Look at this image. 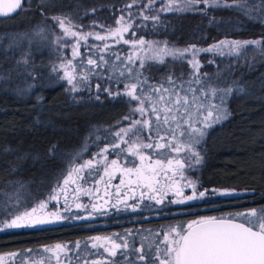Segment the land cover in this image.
Instances as JSON below:
<instances>
[{
  "label": "snow or ice",
  "instance_id": "1",
  "mask_svg": "<svg viewBox=\"0 0 264 264\" xmlns=\"http://www.w3.org/2000/svg\"><path fill=\"white\" fill-rule=\"evenodd\" d=\"M134 7L137 13L131 11ZM209 9L231 10L238 14V20L243 17L258 23L261 35L249 39L225 37L207 47L189 44L184 48L142 36L126 38L129 33L137 36L135 29L141 27L136 24L137 20L152 22L155 30L163 24L161 13H199L208 18L210 25H219L221 21L212 16ZM27 11L39 13V25L18 31L8 39L0 37L3 40L0 43V92H10L21 100L32 99L34 95L30 128L54 129L56 124L44 96L34 94L33 90L41 87L45 80L40 70L44 66L37 64L32 53L22 47L25 41L29 47L34 41L37 44L48 41L55 46L60 63L52 64L50 72L57 74V80L66 82L64 92L71 94L73 103L78 104L83 99L79 93L92 92L94 88L96 95L89 99L101 100V92L113 100L123 98L129 112L122 117L127 124L118 121L121 125L118 128L105 129L113 139L90 159H82L83 152L88 150L87 140L84 148L69 156H65L57 144L50 145L43 155L11 146L0 148V155L11 157L0 161L9 175L21 171L29 160L40 163L42 171L49 160L67 162V167L55 175V185L45 198L28 195V186L20 180L8 181L5 187H0V232L92 221L100 215H111L108 205L113 194L107 191L109 187L115 188L116 199L111 208L116 213L149 211L160 216L177 211L191 212L202 206L199 202L215 203V197L255 199L253 188H245L243 192L235 188H207L200 184L198 177L189 174L204 162L203 144L209 131L230 118L229 101L233 97H251L257 90L264 91V75L258 84H249L234 74L240 60L249 68L257 57L264 63V0H128L117 9L120 15L114 17V25L92 19L89 30H84L80 21L84 16L94 15L98 7H87L82 0H35L34 4L31 0H0V18L14 19ZM233 27L238 28L239 24ZM89 39L101 43L90 45ZM110 40L114 43L110 44ZM82 44L87 52L81 51ZM118 44L129 45L131 51L127 55L112 51ZM68 48L71 58L65 59L63 50ZM9 50H14L13 55H9ZM205 53L232 59L225 68L217 67L213 73L203 72L204 63L199 57ZM250 53L251 59L248 58ZM166 58L179 63L181 71L177 74L173 64L159 81L153 82L145 73L151 64L166 65ZM207 64L216 65L217 61L208 59ZM92 77L97 78L94 84ZM100 80L114 82L117 87L113 89L111 84L105 87ZM96 139L101 137L96 136ZM112 154L116 158L109 159ZM93 176L97 177L96 185L104 177L108 178L103 203L97 202L101 199L99 196L91 204L79 202L81 194L91 199L94 192H99L98 188L86 186ZM117 178L119 184L112 185L111 181ZM123 188L128 191H122ZM136 190H139L138 199ZM70 192L72 202L68 199ZM260 199V205L242 211L220 215L197 212L190 220L147 229V234L140 229H127L123 234L114 232L89 236L84 241L43 245L36 251L39 261L34 260L31 248L7 255L21 257L20 264L28 261L50 264L52 257L56 264H80L81 251L90 247L94 251L88 255L96 258L89 260L85 256L84 264H264V194ZM130 200L136 202L129 203ZM52 201H56L55 208L49 207ZM73 203L76 212L87 214L74 213ZM72 253H75L74 258Z\"/></svg>",
  "mask_w": 264,
  "mask_h": 264
},
{
  "label": "trees",
  "instance_id": "2",
  "mask_svg": "<svg viewBox=\"0 0 264 264\" xmlns=\"http://www.w3.org/2000/svg\"><path fill=\"white\" fill-rule=\"evenodd\" d=\"M31 2L34 4L35 0ZM126 2L128 0H82L87 7L97 6L98 11L92 16H84L80 23L84 25V30L88 29L92 19L105 25H114V17L120 15L117 9L122 8ZM131 11L137 13L138 9L134 7ZM209 12L221 21L219 25H210L208 18L199 13H161L163 24L158 25L155 30L152 22L137 20L136 24H140L141 27L135 29L137 36L134 38L142 36L146 40L167 41L170 46L184 48L189 44L207 47L225 37L249 39L261 35L262 28L258 23L246 21L243 17L238 20V14L231 10L209 9ZM40 20L39 13L31 11L21 12L14 19L0 18V37L8 39L18 31L31 30L33 26L40 24ZM235 24H239V27H233ZM96 30L99 31V29ZM0 43H3V40H0ZM22 47L32 53L37 64L44 66L40 69L45 75L43 85L33 91L34 94L44 96L45 103L52 109L56 127L47 130L30 128L33 115L31 105L35 102L34 95L32 99L21 100L10 92H0V148L11 146L22 151L43 155L50 145L57 144L59 150L65 156H69L84 148L87 140L88 150L83 152L82 159H90L113 139L105 129L118 128L121 126L117 123L118 121L123 124L127 123L122 121V117L129 112L127 104L123 98L113 100L103 92L100 93L101 100L89 99L90 96L96 95L94 88L92 92L79 93L78 96L83 99L78 104L73 103L70 99L71 94L64 92L66 84L57 80L56 76L49 71L51 49L42 48V44L35 43L29 47L26 41ZM81 51L87 52V49L82 45ZM112 51L127 55L130 49L125 44H118L113 47ZM13 53L14 50H9L10 56ZM109 58L114 59V57ZM248 58L251 59V53ZM214 59L217 61L216 65L207 64L206 59L201 60L204 63L201 71L213 73L217 67L225 68L232 58L215 57ZM173 64L176 65L174 71L179 74L181 65L172 60H167L166 65L151 64L145 74L149 75L153 82L159 81L167 68H171ZM183 67L187 68L186 65ZM234 74L242 77L243 81L249 84H258L260 77L264 75V63L260 62L257 57L253 67L249 68L244 65V60H240V67L235 69ZM92 80L93 84L97 82L96 77H92ZM99 82L105 87L110 84L113 89L117 87L114 82L107 80ZM21 86L24 85L21 83ZM119 87L122 88V85ZM228 106L231 112L230 118L209 131L203 144L204 162L189 175L198 177L200 184L207 188H235L241 192L245 188H253L256 190L255 199L215 197V203L204 205L203 202H199L202 206L191 212L177 211L160 216L149 211L116 213L115 209L110 208L111 215H100L92 221L65 222L45 228L0 232V254L20 253L29 248L39 251L43 245L84 241L89 236H106L114 232L123 234L127 229L133 231L140 229L141 233L147 234L145 232L147 229H159L162 225L190 220L197 212L220 215L260 205L262 203L260 197L264 194V91L257 90L255 95L243 99L233 97ZM96 136H100L101 139L97 140ZM109 157L116 158L115 154ZM6 159H11V157L0 155V161ZM43 167L44 171L41 170L40 163H33L29 160L24 163L21 171L9 175L4 164L0 163V187H5L8 181L20 180L28 186V195L45 198L55 185V175L67 167V162L49 160ZM165 211L167 212V209ZM73 212L87 214V212L78 213L76 209ZM144 216L149 218L143 219ZM89 224L90 227L84 226ZM138 237L139 233L137 244ZM92 251L94 250L90 247L81 251L80 264H84L83 257L85 256L89 260L96 258L88 255ZM100 251L102 252V249ZM71 255L75 257V253ZM50 264L56 263L52 261Z\"/></svg>",
  "mask_w": 264,
  "mask_h": 264
},
{
  "label": "rangeland",
  "instance_id": "3",
  "mask_svg": "<svg viewBox=\"0 0 264 264\" xmlns=\"http://www.w3.org/2000/svg\"><path fill=\"white\" fill-rule=\"evenodd\" d=\"M87 30H89V29H87ZM57 31H58V29H57ZM126 38H128V39H136V38L130 36V33L126 35ZM108 42L110 44L111 43H114V41H111V40L108 41ZM34 43L37 44L35 41H34ZM69 43H71V41H69ZM100 43L101 42H99V41H94V40H91V39H89V41H88V44H90V45L91 44H100ZM39 44H42V48L49 47V49H51L50 50L51 51L50 52V62H49L50 67L54 63L55 64H59L60 63L59 53H58V51L55 50V46L54 45H51L48 41H44V42H41ZM125 46L127 48H129L130 51H131V48H130L129 45H125ZM63 53H64L65 59H70L71 58V49L70 48L64 49L63 50ZM140 55L143 56L144 53L141 52ZM213 57L215 58V57H218V56H212L211 54L205 53V54H202L199 57V59H201V60H203V59H206L207 60V58L214 59ZM166 60H171V59L170 58H166ZM49 71H50V68H49ZM51 74L53 76H56L57 75L56 73H51ZM62 82H64L66 84L65 81H62ZM66 87H67V85H66ZM125 124H127V123H125ZM109 159H113V157H109ZM128 159L129 160H132L134 158L133 157H128ZM136 162L138 163V161H136ZM100 167H101V173L100 174H102L103 165H101ZM96 178L97 177L94 176V177H92V179H89V182H88V184L86 186L87 187H92V188H98L99 189V192L98 193L97 192H94L93 195H92V197H91V199L88 196H85V195H82L81 194L80 195V198H79V202L91 204L93 201L96 200L97 196H99V197H101V199L98 200L97 202L98 203H103V194H104V192L106 190L105 185L107 183L108 178L107 177H104V180L99 185H96L94 183V181H95ZM111 184L112 185L119 184V178L112 180L111 181ZM69 187L74 188L75 186L74 185H70ZM107 191H109V192H111L113 194L112 197H111V199H110L109 205H108V207L110 209L111 208V204L114 203L115 202V199H116V197H115V188L114 187H109V188H107ZM122 191H128V190L126 188H123ZM128 194L131 195V192H129ZM136 196H137V199H138L139 198V190H136ZM68 199H69L70 202L73 201V193H71V192L68 193ZM134 202H136V201H131V200L129 201V203H134ZM60 205L63 206V198L62 197H61V200H60ZM49 207L50 208H55L56 207V201L50 202ZM74 209H75V205L73 203V209L72 210H74ZM7 254L8 253L0 254V257H3V261H0V264H20V261L22 259L21 257H12V256H9ZM42 254H44L45 256H51L50 253H41V255ZM33 257H34V260H36V261H39V259H40L39 256H36V250H34ZM52 261L56 263V260H55L54 257L51 258L50 262H52ZM27 264H33V261H28Z\"/></svg>",
  "mask_w": 264,
  "mask_h": 264
}]
</instances>
